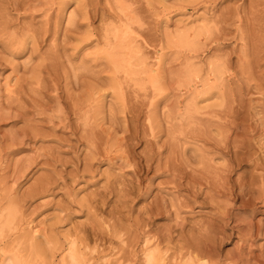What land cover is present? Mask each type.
<instances>
[{
	"label": "rangeland",
	"instance_id": "rangeland-1",
	"mask_svg": "<svg viewBox=\"0 0 264 264\" xmlns=\"http://www.w3.org/2000/svg\"><path fill=\"white\" fill-rule=\"evenodd\" d=\"M8 208L0 264H264V0H0Z\"/></svg>",
	"mask_w": 264,
	"mask_h": 264
},
{
	"label": "bare ground",
	"instance_id": "bare-ground-1",
	"mask_svg": "<svg viewBox=\"0 0 264 264\" xmlns=\"http://www.w3.org/2000/svg\"><path fill=\"white\" fill-rule=\"evenodd\" d=\"M180 42L183 43V44L185 43V45L187 47H194L195 46V43L189 41L187 37H184V38L180 39ZM257 46H259V45H257ZM114 65H115V69L118 72H122L123 70H125L124 69L125 68V63L123 61H121V60H116L115 63H114ZM187 110H188V107H187L186 111ZM232 130H233V128H232ZM15 211L16 210H14L12 208H8L7 209V212L4 215L5 216L4 217V220L0 222V229L2 231H3L4 228H7L8 229L9 225L12 224V223L10 224V222L16 216V212ZM202 231H203V229L201 230V232ZM205 231H203V232H205ZM73 248H74L73 247V244L72 243H69L68 246H67V249H66V254H65L66 256H65L64 260L62 261V264H79L78 263V260H77V257L75 256V252H74V249ZM3 264H14V262H13L12 259H7L6 261H4ZM140 264H167V262H166V259L164 258V255L161 254L158 249L153 248V249H149V250L148 249L147 250H144L143 255H142V261H141Z\"/></svg>",
	"mask_w": 264,
	"mask_h": 264
}]
</instances>
